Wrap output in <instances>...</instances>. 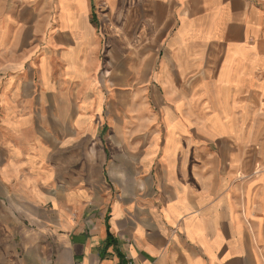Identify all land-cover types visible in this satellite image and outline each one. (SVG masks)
Listing matches in <instances>:
<instances>
[{"label":"crops","instance_id":"crops-1","mask_svg":"<svg viewBox=\"0 0 264 264\" xmlns=\"http://www.w3.org/2000/svg\"><path fill=\"white\" fill-rule=\"evenodd\" d=\"M0 264H264V0H0Z\"/></svg>","mask_w":264,"mask_h":264},{"label":"rangeland","instance_id":"rangeland-1","mask_svg":"<svg viewBox=\"0 0 264 264\" xmlns=\"http://www.w3.org/2000/svg\"><path fill=\"white\" fill-rule=\"evenodd\" d=\"M262 168H263V166H262Z\"/></svg>","mask_w":264,"mask_h":264}]
</instances>
